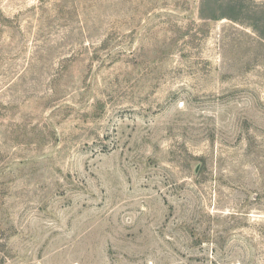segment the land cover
Returning a JSON list of instances; mask_svg holds the SVG:
<instances>
[{"label": "rangeland", "instance_id": "obj_1", "mask_svg": "<svg viewBox=\"0 0 264 264\" xmlns=\"http://www.w3.org/2000/svg\"><path fill=\"white\" fill-rule=\"evenodd\" d=\"M199 0H0V264H264V40Z\"/></svg>", "mask_w": 264, "mask_h": 264}, {"label": "crops", "instance_id": "obj_2", "mask_svg": "<svg viewBox=\"0 0 264 264\" xmlns=\"http://www.w3.org/2000/svg\"><path fill=\"white\" fill-rule=\"evenodd\" d=\"M203 18L228 22L264 40V0H199Z\"/></svg>", "mask_w": 264, "mask_h": 264}]
</instances>
